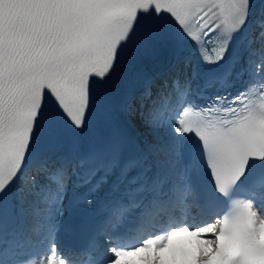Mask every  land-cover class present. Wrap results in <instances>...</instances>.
Returning <instances> with one entry per match:
<instances>
[{"label":"snow or ice","instance_id":"6c2138e0","mask_svg":"<svg viewBox=\"0 0 264 264\" xmlns=\"http://www.w3.org/2000/svg\"><path fill=\"white\" fill-rule=\"evenodd\" d=\"M262 224L264 0H0V264H209Z\"/></svg>","mask_w":264,"mask_h":264},{"label":"clouds","instance_id":"9594fccd","mask_svg":"<svg viewBox=\"0 0 264 264\" xmlns=\"http://www.w3.org/2000/svg\"><path fill=\"white\" fill-rule=\"evenodd\" d=\"M185 244H191L192 247L185 248ZM221 244L222 250L209 257V264H231L237 256H241L243 264H264V224L253 232L250 242L221 238ZM201 245V241L195 240L194 233H174L166 247L172 252L171 259L179 261L180 264H195V256L198 255ZM257 246L260 251L258 257L255 255ZM147 251L151 253L153 249L149 248ZM209 251L210 247L204 249L205 254ZM163 252L164 249H160L156 254L161 255Z\"/></svg>","mask_w":264,"mask_h":264}]
</instances>
